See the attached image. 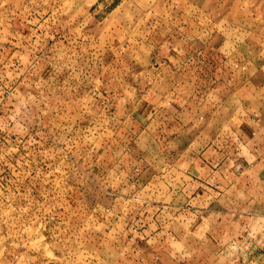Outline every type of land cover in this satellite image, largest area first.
<instances>
[{"label":"rangeland","instance_id":"obj_1","mask_svg":"<svg viewBox=\"0 0 264 264\" xmlns=\"http://www.w3.org/2000/svg\"><path fill=\"white\" fill-rule=\"evenodd\" d=\"M231 262L264 264V0H0V264Z\"/></svg>","mask_w":264,"mask_h":264},{"label":"crops","instance_id":"obj_2","mask_svg":"<svg viewBox=\"0 0 264 264\" xmlns=\"http://www.w3.org/2000/svg\"><path fill=\"white\" fill-rule=\"evenodd\" d=\"M246 254H247V252L241 253L242 257L244 258V259L242 258L243 259L242 263H246L245 261H249L250 260V254L248 253L249 254L248 258L245 256ZM245 259H247V260H245ZM230 264H232V262Z\"/></svg>","mask_w":264,"mask_h":264}]
</instances>
